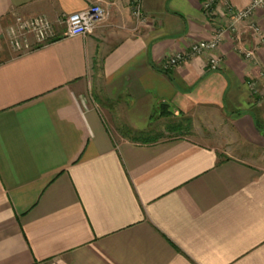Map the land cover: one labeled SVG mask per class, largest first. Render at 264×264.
I'll return each mask as SVG.
<instances>
[{
  "label": "crops",
  "instance_id": "0c3cea01",
  "mask_svg": "<svg viewBox=\"0 0 264 264\" xmlns=\"http://www.w3.org/2000/svg\"><path fill=\"white\" fill-rule=\"evenodd\" d=\"M95 4L108 17L65 36L64 16ZM142 10L0 0V264H264V7L237 22L223 0L214 18L202 0ZM17 16L56 38L16 53ZM216 27L217 69L210 53L165 68ZM182 122L199 140L167 136Z\"/></svg>",
  "mask_w": 264,
  "mask_h": 264
},
{
  "label": "built area",
  "instance_id": "2783aa9c",
  "mask_svg": "<svg viewBox=\"0 0 264 264\" xmlns=\"http://www.w3.org/2000/svg\"><path fill=\"white\" fill-rule=\"evenodd\" d=\"M131 11L137 21L143 22L147 17L142 10V0H129ZM228 13L233 21H244L251 19L255 11L264 7V0H254L251 5L243 9H234L229 0H223ZM202 9L209 18H214L216 14V0H202ZM108 17L107 10L100 4H95L86 10L67 14L62 19L66 26L65 36L73 37L78 35H87L92 33L98 24L102 23ZM251 28L261 35L260 29L256 24L251 23ZM234 28V26H230ZM57 36L54 24L44 16L35 17H15L14 22L9 25L6 31L5 41L19 54L33 50L36 47L43 46L53 41ZM224 37V30L216 27L214 35L209 39H204L193 43L189 49L180 51L172 56L164 64L165 68L174 67L184 63L194 57L211 54L210 67L215 70L220 65V57L215 53L220 47ZM264 44V38H262ZM248 58L253 57V53H246ZM36 264H49L47 262H38Z\"/></svg>",
  "mask_w": 264,
  "mask_h": 264
},
{
  "label": "trees",
  "instance_id": "16d2710c",
  "mask_svg": "<svg viewBox=\"0 0 264 264\" xmlns=\"http://www.w3.org/2000/svg\"><path fill=\"white\" fill-rule=\"evenodd\" d=\"M159 116H165V117H168V116H171L173 115V112L170 110V105L168 104H161L158 106V109H157V112H156ZM256 126L257 128L260 130V131H263L264 130V123L260 120H256ZM185 125H184V122L178 124L176 126V128H179V130H182L184 129Z\"/></svg>",
  "mask_w": 264,
  "mask_h": 264
},
{
  "label": "rangeland",
  "instance_id": "374dc122",
  "mask_svg": "<svg viewBox=\"0 0 264 264\" xmlns=\"http://www.w3.org/2000/svg\"><path fill=\"white\" fill-rule=\"evenodd\" d=\"M8 54H11L10 51H7ZM6 53V54H7ZM14 54V53H13ZM188 125V126H187ZM190 126V124H185V128L187 129L188 127ZM184 129V131H180V132H177V133H167V136L168 137H175V136H188L189 138H192V139H196V140H199L198 137H196L194 134H192L191 132H189L190 127L189 129Z\"/></svg>",
  "mask_w": 264,
  "mask_h": 264
}]
</instances>
